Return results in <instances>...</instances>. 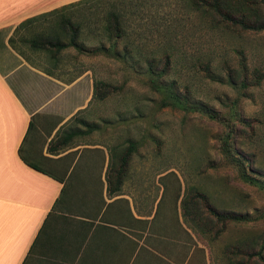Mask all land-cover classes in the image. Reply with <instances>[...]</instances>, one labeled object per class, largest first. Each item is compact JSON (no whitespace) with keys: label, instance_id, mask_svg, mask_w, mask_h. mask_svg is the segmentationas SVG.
Returning <instances> with one entry per match:
<instances>
[{"label":"rangeland","instance_id":"1","mask_svg":"<svg viewBox=\"0 0 264 264\" xmlns=\"http://www.w3.org/2000/svg\"><path fill=\"white\" fill-rule=\"evenodd\" d=\"M187 1L90 0L64 11L86 52L67 47L50 57L30 51L20 35L13 40L30 63L58 77L88 69L97 83L89 120L121 129L122 147L134 145V172L164 175V188L192 186L207 198L218 264H264V30H211ZM113 9L123 28L115 40L102 30ZM51 20L33 31L48 33ZM83 118L79 112L75 121ZM210 209L240 219L220 220Z\"/></svg>","mask_w":264,"mask_h":264},{"label":"crops","instance_id":"2","mask_svg":"<svg viewBox=\"0 0 264 264\" xmlns=\"http://www.w3.org/2000/svg\"><path fill=\"white\" fill-rule=\"evenodd\" d=\"M79 1L0 0V264H218L185 190L111 155L121 129L89 120L88 69L64 79L9 46L21 22Z\"/></svg>","mask_w":264,"mask_h":264},{"label":"trees","instance_id":"3","mask_svg":"<svg viewBox=\"0 0 264 264\" xmlns=\"http://www.w3.org/2000/svg\"><path fill=\"white\" fill-rule=\"evenodd\" d=\"M88 1L90 0H81L76 4L64 6L57 11H52L42 16V19L43 17L52 16L53 20H51V22L53 23L49 24L52 26L50 28L51 31L48 33L43 30L34 32L32 24L42 19L31 18L19 24L13 32V37L20 35L19 41L22 44L27 45L30 51L37 53L46 52L49 53L50 57H53V55L66 49L67 47L75 48L79 52H86L81 49L79 44H77V33L73 29L74 24L70 22L69 18L63 15V12L72 9L73 7L83 5ZM187 3L188 9L200 11V22H203L206 27L211 28V30H217V28L222 27L224 29H238L243 32H260L264 30V0H188ZM226 10L229 12L226 13ZM119 18L120 16L115 12V9L112 11L109 10L106 14H104L103 22H106L102 25V30L105 39L115 40L121 37L123 28ZM52 27H54V29H52ZM75 27L78 28L77 25H75ZM20 30L23 31L21 34ZM24 32H28V34L32 33L33 35L29 38H23L21 35L24 34ZM8 43L11 48H14L13 38H9ZM17 54L27 61L26 57L20 51H18ZM115 55L117 54L115 53ZM96 84L97 83L93 81V98L95 97L94 91H96ZM100 85L102 84L100 83ZM151 85V87L156 91L162 89V86H159L156 81H152ZM166 91L169 103H173V100H175L176 97L172 94L169 88H167ZM100 98H102V96H100ZM133 146V143L128 142L126 148H114L111 155L120 159L123 166L130 158V154L133 152ZM18 154L26 165L37 170L34 165L28 163L25 158L22 157L20 150ZM197 198L204 203L205 211L199 208L200 203ZM181 208L185 216L193 222H200L202 230L209 233V221L207 218L209 208L207 206V198L204 195L198 192L196 188L190 186L185 190ZM210 210L212 211V209ZM212 214L215 218L220 220H222V217H226L227 219L233 221H238L240 219L237 215H224L222 212L218 213V211H212Z\"/></svg>","mask_w":264,"mask_h":264}]
</instances>
